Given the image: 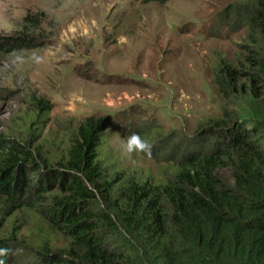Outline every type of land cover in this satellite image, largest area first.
I'll return each mask as SVG.
<instances>
[{
  "label": "trees",
  "instance_id": "1",
  "mask_svg": "<svg viewBox=\"0 0 264 264\" xmlns=\"http://www.w3.org/2000/svg\"><path fill=\"white\" fill-rule=\"evenodd\" d=\"M226 20L245 32V52L239 70L218 63L215 81L237 109L224 107L190 137L172 134L178 151H157L159 177L108 176L98 153L106 116L86 118L56 160L29 140L1 138L0 207L41 215V239L27 235L41 264H264V0H240ZM27 37L0 36V52L29 47ZM140 128L133 133L149 143L159 132ZM57 235L63 248L51 245Z\"/></svg>",
  "mask_w": 264,
  "mask_h": 264
},
{
  "label": "rangeland",
  "instance_id": "2",
  "mask_svg": "<svg viewBox=\"0 0 264 264\" xmlns=\"http://www.w3.org/2000/svg\"><path fill=\"white\" fill-rule=\"evenodd\" d=\"M239 1L0 0V36L35 38L25 49L0 52V140H29L56 160L86 118L106 116L98 153L108 176L159 177L166 163L157 151H178L172 134L190 137L224 107L237 109L215 80L218 63L239 70L245 52V32L226 20ZM143 125L159 131L150 156L124 147ZM220 174L231 180L228 169ZM8 207H0V238L16 236L9 264H41L27 235L41 239L46 222ZM67 243L51 237L56 249Z\"/></svg>",
  "mask_w": 264,
  "mask_h": 264
},
{
  "label": "clouds",
  "instance_id": "3",
  "mask_svg": "<svg viewBox=\"0 0 264 264\" xmlns=\"http://www.w3.org/2000/svg\"><path fill=\"white\" fill-rule=\"evenodd\" d=\"M124 147L128 153L142 152L149 156L151 155L152 145L137 133H132L127 138ZM16 251L18 252L19 250ZM10 254H15L12 249L7 247H0V264H5V260L2 259V257H7Z\"/></svg>",
  "mask_w": 264,
  "mask_h": 264
}]
</instances>
